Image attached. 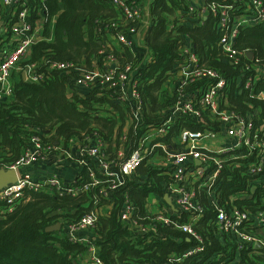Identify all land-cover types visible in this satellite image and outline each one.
Segmentation results:
<instances>
[{"label":"trees","instance_id":"1","mask_svg":"<svg viewBox=\"0 0 264 264\" xmlns=\"http://www.w3.org/2000/svg\"><path fill=\"white\" fill-rule=\"evenodd\" d=\"M214 1L239 8L230 11V16L243 13V4L249 2ZM29 2L32 7L41 9L46 21L42 39L32 45L30 54L20 63H36L39 71L49 77L40 83H30L14 76L11 101L0 102L1 165L15 162L34 135L54 148L66 147L73 138L82 140L95 136L104 143L105 155L116 158L120 150L128 157L138 147L143 133H153L165 126L169 117L173 121L167 125L166 134L154 140L164 145L167 152L182 149L179 137L184 130H218L217 122L207 110L200 111L199 120L173 115L169 110L181 93L187 95L196 87H183L182 90L179 85L170 89L163 86L170 71L184 65L181 52L185 43H190L200 62L225 79L221 108L247 117L256 109L259 118H264V103L251 97L264 91V85L256 84L253 92L238 86L241 71L249 74L245 67L253 63L252 60L244 56L240 57L239 64L225 60L217 46L220 38L217 18L208 15L200 22L188 17L185 9L188 0H151L152 21L145 42L143 40V46L133 50L119 44L115 37L116 33L126 32L134 24L112 25L117 12L108 0ZM106 40L110 41L108 46ZM234 45L238 51L251 52L253 61L264 60V22L243 27ZM109 54L121 66L138 65L142 101L138 120L131 116L129 106L117 100L114 93L102 89L97 81L90 88L75 85L82 71H105ZM60 62L73 66L50 69L51 64ZM154 150L165 158L161 147ZM151 157V154L146 157L132 175L125 176L124 184L111 191L109 199L99 196L97 187L80 190L89 182L85 173H81L80 179L72 185L78 189L76 196L25 190L22 200L0 219V264H83L81 256L85 255V246L73 244L64 228L91 211L98 218L96 244L103 264H163L171 258H180L193 247L192 238L173 225L155 221L146 209L147 197L155 195L163 199L171 179L170 168L155 163ZM243 162L223 163L214 190L227 210L235 205L253 214L264 195V187L254 192L249 189L251 181ZM198 199L204 208L195 223L196 232L203 239L202 251L177 264H238L236 259L241 264H264L250 260L246 252L236 255L230 239L215 236L212 224L216 210L204 190H198ZM125 202L132 204L133 218L147 229L145 232L136 233L122 225L119 215ZM0 209H5V203H0ZM189 215L178 210L171 218L183 224L188 222ZM57 223L61 225L60 230L46 231Z\"/></svg>","mask_w":264,"mask_h":264},{"label":"built area","instance_id":"2","mask_svg":"<svg viewBox=\"0 0 264 264\" xmlns=\"http://www.w3.org/2000/svg\"><path fill=\"white\" fill-rule=\"evenodd\" d=\"M108 1L117 12L116 22L112 25L115 23L124 25L127 22H130L127 26L134 24L128 31L119 33L115 37L116 41L130 50L142 45L152 21L150 16L146 18L148 2ZM227 8L230 7L221 8L220 38L217 43L225 60L239 64L240 57L247 58L248 51L236 50L234 42L243 27L264 22V0H249L246 10L248 13L232 22L226 14ZM185 9L188 17L200 22L209 11L216 13L213 5H203L199 0H188ZM45 21L41 9L32 7L29 0H0V102L11 101L15 75L23 82L30 83H40L48 79L49 75L40 72L36 63L24 65L20 63L28 57L32 45L42 39ZM109 43L110 41L106 40L105 45L108 46ZM183 54L185 64L176 71L171 70L163 85L167 89L176 85L181 89L188 86L196 87L187 95L181 93L169 110L173 115H187L195 120H199L200 111L207 110L217 122L218 130L205 129L197 132L184 130L179 137L182 149L167 152L164 145L154 140L166 134L167 125L173 121L169 117L165 126L158 127L153 133H143L139 138L138 147L128 157H124L120 150L116 158H108L105 155L104 143L95 136L82 140L73 138L66 147L54 148L43 142L38 135H34L15 162L0 164V170H13L16 174L15 183L8 184L0 190V203H5V209H0V219L22 200L25 190L46 191L50 195L76 196L78 189L72 185L80 179L81 173H85L89 182L80 190L86 191L91 187H97L99 196L109 199L110 192L121 187L124 184V177L132 175L146 157L151 154V158L157 156L161 158L154 150L155 147H161L166 156L157 164L169 167L171 175L166 191L179 210L190 215L188 222L178 224L165 208L163 210L165 214H156L153 219L164 225H173L194 241L193 247L185 251L180 258H171L163 264H177L202 251L203 239L195 229V223L204 213L198 199V190L201 189L205 191L216 210L212 224L214 235L230 239L236 255L246 252L250 260L264 263V195L252 214L251 211L235 205H231L227 210L217 199L214 190L215 180L219 177L223 163L230 161L234 163L244 161L242 166L250 178L249 189L252 192L258 187H264V118H259L256 109L247 117L239 112L221 108L225 79L204 62H198L189 47L184 48ZM253 58L254 56L249 59L253 63L245 67L249 74L241 71V79L238 81V86L249 92H253L256 84L264 85V60L253 61ZM107 60L115 66L105 71L99 69L82 71L76 78L75 85L90 88L97 81L102 89L114 93L117 100L124 106H129L131 116L138 120L142 108L138 65L127 64L120 68L112 54L107 56ZM72 66L71 63L60 62L51 64L50 69L63 70ZM251 97L264 103V91ZM255 119L257 121H254ZM73 140H77L75 153L69 147ZM63 159L78 163L73 181L65 183L56 173L39 176L35 172L40 164L51 163L53 166H59L63 164ZM197 161L199 163H196ZM262 192L264 193V188ZM97 219V215L91 211L76 222L66 224L64 228L66 236L73 244L85 246V255L81 256L83 264H103L96 244ZM119 219L124 227L136 233L147 230L139 226L133 218V206L129 202L124 203ZM256 243L260 244V250L254 247ZM236 262L241 264L238 259Z\"/></svg>","mask_w":264,"mask_h":264},{"label":"crops","instance_id":"3","mask_svg":"<svg viewBox=\"0 0 264 264\" xmlns=\"http://www.w3.org/2000/svg\"><path fill=\"white\" fill-rule=\"evenodd\" d=\"M143 1L146 2V3L148 2V0H143ZM149 1H151V0H149ZM199 1L202 2L203 5H204L209 0H199ZM247 5L243 4V6H242L243 7V13L246 12ZM52 24H53V22H51V24H50V28L51 29L53 28V27H51ZM51 34H52V31L50 32V35ZM143 44L140 45V47H142ZM188 44L190 45V43H188ZM190 47H191V45H190ZM191 50H192V48H191ZM192 53H194V52L192 51ZM181 55H182V57H184L183 54H182V52H181ZM194 55H196V54L194 53ZM196 57H197V55H196ZM198 60H199V58H198ZM116 63L119 66H121V63H119L117 61H116ZM106 66L109 67V68H112V67L115 66V64H112L109 61H107V65ZM69 147L72 150V152L75 153V151L77 149V140H73L71 142V144L69 145ZM62 161H63V164H61L59 166H53L51 163L40 164L37 167V170H35V172L39 176H42V175L43 176H46V175H49L51 173H56L65 183L66 182L73 181V179L75 178V174L77 172V169H78V163L75 162V161H68L66 159H63ZM28 170H25V172H27ZM166 194H168V193L166 192ZM166 194H164V196ZM164 196H163V199H161L158 196L149 195L147 197V199H146V209H147V212L153 214V216L156 215V214L157 215L158 214H165V212L163 210H165V208H166V210L168 211V213H171V215L176 214L178 212V210H179L178 206H176V204L174 203L173 199L171 197H169V194H168V199L171 201V204L173 205V206H170L166 202Z\"/></svg>","mask_w":264,"mask_h":264},{"label":"water","instance_id":"4","mask_svg":"<svg viewBox=\"0 0 264 264\" xmlns=\"http://www.w3.org/2000/svg\"><path fill=\"white\" fill-rule=\"evenodd\" d=\"M150 4H151V1L148 0V4H147V12H146V18H147L148 16H150V18H151ZM149 21H150V20H149ZM246 56H247L248 59H252L253 54H252L251 52H247ZM196 163H199V162L197 161ZM15 181H16V174H15V172H14L13 170H6V171H4V170H0V190H1L3 187H5L6 185H8V184L15 183ZM164 198H165L166 202H167L170 206H173V205L171 204V201L168 199V194H166V195L164 196ZM60 226H61V225L57 223V224H55V225H52V226L46 228V231H47V232H50V231H58V230H60ZM254 247H255L257 250H260V249H261V246H260L259 243H256V244L254 245Z\"/></svg>","mask_w":264,"mask_h":264},{"label":"bare ground","instance_id":"5","mask_svg":"<svg viewBox=\"0 0 264 264\" xmlns=\"http://www.w3.org/2000/svg\"><path fill=\"white\" fill-rule=\"evenodd\" d=\"M249 4V3H248ZM204 5H213L215 8H216V13L214 14L212 11H209L208 12V14L205 16V18L208 16V15H211V16H213V17H215V18H217V25H218V27H219V29H220V12H221V8L222 7H230V8H227V10H226V14L228 15V18L230 19V22H232L233 20H239L240 18H242L243 17V15H245V14H247L248 12L246 11L245 13H238L237 15H233V16H230V11H236V10H239V8H235L233 5H220V4H218V3H216L214 0H209V1H207L206 2V4H204ZM246 10H247V8H246ZM240 15V16H239ZM116 18H117V16L115 17V21L114 22H116ZM205 18H203V19H205ZM202 19V20H203ZM262 23V22H261ZM251 26V25H250ZM121 33V32H120ZM119 33H116V36L118 35ZM125 46V45H124ZM140 46V45H139ZM217 46H218V43H217ZM185 47H189L190 48V50H191V47H190V45L188 44V43H185L183 46H182V54H183V50H184V48ZM219 47V46H218ZM191 52H192V50H191ZM192 54H194V53H192ZM183 56H184V54H183ZM195 57H196V55H195ZM196 59H197V61L199 62V60H198V58L196 57ZM183 61H184V64H185V57H183ZM133 65V64H132ZM122 67H124V66H120V68H122ZM109 68V67H108ZM108 68H106V69H108Z\"/></svg>","mask_w":264,"mask_h":264},{"label":"rangeland","instance_id":"6","mask_svg":"<svg viewBox=\"0 0 264 264\" xmlns=\"http://www.w3.org/2000/svg\"><path fill=\"white\" fill-rule=\"evenodd\" d=\"M51 27H53V24H52V26ZM164 86V85H163ZM164 88L165 89H167V87L166 86H164ZM170 88H172V87H170ZM170 88H168V89H170ZM153 160H154V162L155 163H159L160 161H161V158H159L158 156L157 157H155V158H152Z\"/></svg>","mask_w":264,"mask_h":264}]
</instances>
